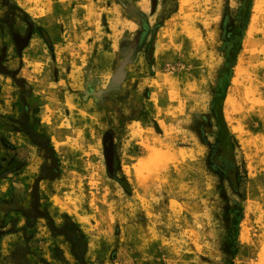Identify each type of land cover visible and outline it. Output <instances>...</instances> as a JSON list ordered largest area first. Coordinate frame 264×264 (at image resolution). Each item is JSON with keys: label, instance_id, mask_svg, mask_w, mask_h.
Wrapping results in <instances>:
<instances>
[{"label": "rangeland", "instance_id": "obj_1", "mask_svg": "<svg viewBox=\"0 0 264 264\" xmlns=\"http://www.w3.org/2000/svg\"><path fill=\"white\" fill-rule=\"evenodd\" d=\"M238 7L0 0V264H264V0L223 103L231 168H212Z\"/></svg>", "mask_w": 264, "mask_h": 264}, {"label": "trees", "instance_id": "obj_2", "mask_svg": "<svg viewBox=\"0 0 264 264\" xmlns=\"http://www.w3.org/2000/svg\"><path fill=\"white\" fill-rule=\"evenodd\" d=\"M253 7V0H239V7L235 16L234 22L237 26H229L230 15L226 13L223 17L221 25V39L224 42L223 55L225 58V64L223 68L218 72L217 86L212 94V99L209 105V111L211 117L215 121V127L217 129L216 142L211 147V158L216 163L212 168L218 172H223L222 168L229 170L231 165L228 162V152L233 150V142L227 129L226 123L223 117V103L226 98V92L232 76V68L234 66L235 58L241 49V40L243 33L247 28L251 9ZM229 27V29H228ZM227 46V47H226ZM149 61L152 62V54H149ZM229 165V166H228Z\"/></svg>", "mask_w": 264, "mask_h": 264}, {"label": "water", "instance_id": "obj_3", "mask_svg": "<svg viewBox=\"0 0 264 264\" xmlns=\"http://www.w3.org/2000/svg\"><path fill=\"white\" fill-rule=\"evenodd\" d=\"M105 158H106V161L108 162V156L106 155V153H105Z\"/></svg>", "mask_w": 264, "mask_h": 264}]
</instances>
